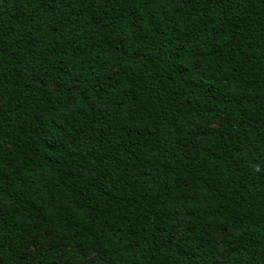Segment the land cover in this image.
<instances>
[{"label":"trees","instance_id":"trees-1","mask_svg":"<svg viewBox=\"0 0 264 264\" xmlns=\"http://www.w3.org/2000/svg\"><path fill=\"white\" fill-rule=\"evenodd\" d=\"M0 264H264V0H0Z\"/></svg>","mask_w":264,"mask_h":264},{"label":"rangeland","instance_id":"rangeland-1","mask_svg":"<svg viewBox=\"0 0 264 264\" xmlns=\"http://www.w3.org/2000/svg\"><path fill=\"white\" fill-rule=\"evenodd\" d=\"M213 126H214V125H213ZM222 234H223V232L220 231V232H217V233L214 235L216 241L219 242V243H220V239H221V237H222ZM56 239H57V238H52V239H50V240H45L47 246H50L52 243H54V241H55ZM94 254H95L94 252H91V253H89L88 255H89L90 257H92Z\"/></svg>","mask_w":264,"mask_h":264}]
</instances>
